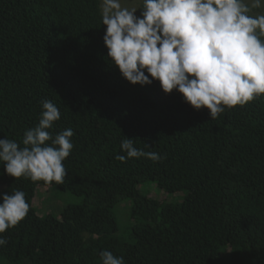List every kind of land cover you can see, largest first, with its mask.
Here are the masks:
<instances>
[{"label": "trees", "instance_id": "obj_1", "mask_svg": "<svg viewBox=\"0 0 264 264\" xmlns=\"http://www.w3.org/2000/svg\"><path fill=\"white\" fill-rule=\"evenodd\" d=\"M104 34L101 0H0V139L23 147L44 100L60 111L52 136L74 133L63 184L0 163V193L30 206L0 234V264H101L104 250L125 264H264V94L211 119L157 80L129 83ZM125 138L161 158L115 159Z\"/></svg>", "mask_w": 264, "mask_h": 264}, {"label": "clouds", "instance_id": "obj_2", "mask_svg": "<svg viewBox=\"0 0 264 264\" xmlns=\"http://www.w3.org/2000/svg\"><path fill=\"white\" fill-rule=\"evenodd\" d=\"M262 6L264 0H142L140 7L102 0L107 56L129 83L144 86L157 80L165 93L175 89L185 103L208 109L215 119L226 107L243 106L264 94V14H251ZM42 109L38 124L24 132L23 147L0 139V163L15 179L60 185L74 133L66 129L53 137L48 130L60 111L51 100H44ZM120 147L126 156L115 159L121 162L161 158L135 147L134 139L125 138ZM0 201L2 234L22 221L30 206L21 190L0 193ZM6 244L7 238L0 236V247ZM100 260L125 264L108 250L100 252Z\"/></svg>", "mask_w": 264, "mask_h": 264}, {"label": "rangeland", "instance_id": "obj_3", "mask_svg": "<svg viewBox=\"0 0 264 264\" xmlns=\"http://www.w3.org/2000/svg\"><path fill=\"white\" fill-rule=\"evenodd\" d=\"M122 3H124L125 6H129V7H131V6L140 7V4L142 3V0H122ZM101 4H102V0H101ZM261 10L264 12V6L261 7ZM251 14L255 15L254 12H252ZM135 15L138 16V17L140 16L138 12H136ZM150 189H152V188H150L149 186H146V190L150 191ZM62 195H64L63 198H65L64 204H63L62 201H60L63 204V206L65 204L66 205L67 204H71V203L74 204V203L77 202V200L72 199L69 194H62ZM44 196L45 197L43 198V202L41 204L42 208L41 207L40 208L38 207L39 209H41V212H44V211H46L49 208V200L51 199L49 197H46V196H49V193L48 192H46ZM40 200H41V196L40 195H36L35 203L36 204L37 203H40Z\"/></svg>", "mask_w": 264, "mask_h": 264}]
</instances>
